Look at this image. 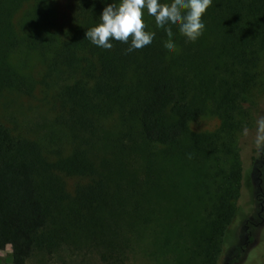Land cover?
<instances>
[{
    "label": "trees",
    "instance_id": "1",
    "mask_svg": "<svg viewBox=\"0 0 264 264\" xmlns=\"http://www.w3.org/2000/svg\"><path fill=\"white\" fill-rule=\"evenodd\" d=\"M112 2L0 0V102L6 96L34 92L38 82L29 58L37 55L51 75L53 102L66 107L70 117L77 111L86 124L110 114L122 124H137L144 142L164 151L166 161L194 167L192 200L185 208L193 219L179 244L182 252L171 263L219 264L244 199L250 192L264 196V152L255 145L256 121L264 117V90L253 98L250 122L240 128L234 150L220 136L213 143L192 134L190 125L215 110L223 114L221 132L234 129V112L254 87L264 55V0H212L195 42H187L175 28L169 40L145 14V30L155 36L150 45L132 52L119 41L103 49L85 39L86 30L100 22L103 8ZM169 42L174 44L171 52L165 48ZM224 70H231L235 78L222 88ZM72 154L61 161L52 159L0 117V251L10 246L12 264H27L36 252H51L63 244L69 249L91 248L102 264H121L123 251L155 236L158 224L149 215L156 213L139 201L130 205L124 200L117 208L106 202L99 182L71 188L73 178L84 180L92 172L78 164V152ZM157 166L161 179L165 166ZM253 173L258 187L250 181ZM173 226L178 227L172 216L166 217L159 229L165 228L166 237ZM251 228L261 235V225ZM164 238L161 247L168 245ZM262 242L252 264L264 259ZM258 246L243 261L239 259L244 246H234L226 264H248Z\"/></svg>",
    "mask_w": 264,
    "mask_h": 264
},
{
    "label": "rangeland",
    "instance_id": "2",
    "mask_svg": "<svg viewBox=\"0 0 264 264\" xmlns=\"http://www.w3.org/2000/svg\"><path fill=\"white\" fill-rule=\"evenodd\" d=\"M32 57V60L29 58L30 72L37 79L38 86L29 96L14 94L6 96L0 102V117L8 125L14 126L18 134L37 142L51 154L54 160L61 161L73 155L72 153L78 152L81 156V158L78 156L81 160L78 164L84 166L86 172L90 169L92 172L87 173V178L84 180H81L79 176L73 178L71 188H78L81 184L91 186L99 182L105 192L103 197L106 198L107 203L113 202L111 205L120 208L124 200L130 205L139 201L141 206H145L149 212L156 213V217L149 215L154 217V223L158 224L154 231L155 236L149 237L148 240L146 238L139 240L128 252L123 251L121 264H172L173 259L182 252L183 248L182 246L180 248L179 244L184 241L182 239L184 233L189 232L188 221L193 219L192 214L185 208L192 200L189 186L192 183L195 185L191 182L194 167L178 165L170 159L166 161L168 158L165 157V152L157 146L151 147L146 144L141 138L138 125L131 121L122 124L120 120L109 118L110 114H108L101 119L91 118L84 124V121L78 118L77 111L73 117H70L66 107L59 108L61 105L57 106L59 103L53 102L51 98L54 87L46 66L40 63L37 55ZM234 78L231 70L222 71L220 78L222 88ZM263 90L264 55L258 66L254 87L243 95L239 107L234 112L236 120L233 123L234 129L221 132L219 116L223 114L222 112L217 114L214 110V113L199 115L190 125L191 133L206 137L213 143H216L220 136V139H224V142L231 145L234 150L240 128L246 127L250 122L253 98ZM236 122L237 129H235ZM162 155L165 158L163 162ZM157 164H160L162 168L165 166L163 170L165 174L161 179H158ZM202 170L203 173L207 171L205 165ZM203 179L205 180L204 177ZM250 181L258 187L256 174L253 173ZM239 208L227 235L225 249L228 255L226 256V253L219 264H226L227 257L231 256L230 252L234 246L236 247L234 250L244 246L239 259L243 261L246 253L259 245L251 252L248 264L254 263L261 254L262 239H264L263 193L260 196V192H250ZM171 216L178 227L173 226L170 236L171 228L167 229L168 234L165 237V228L159 229V226L163 221L165 222L166 217ZM252 224L263 227L261 235L252 230ZM118 233L120 231L117 235ZM83 235L85 236V233ZM124 235L122 232L118 241L122 242ZM163 238L164 243L168 240V245L161 247ZM52 250L36 252L27 264L103 263L91 248L69 249L63 244ZM0 264H12L9 245L0 251ZM260 264H264V259Z\"/></svg>",
    "mask_w": 264,
    "mask_h": 264
},
{
    "label": "clouds",
    "instance_id": "3",
    "mask_svg": "<svg viewBox=\"0 0 264 264\" xmlns=\"http://www.w3.org/2000/svg\"><path fill=\"white\" fill-rule=\"evenodd\" d=\"M211 4L212 0H171V3L113 0L103 8L100 22L86 30L85 39L103 49H111L113 40L127 44V52L143 49L152 43L155 36V33L145 30L143 16L147 14L158 28L164 29L169 40L175 28L187 42H195L205 28L202 15ZM165 48L171 52L174 44L169 42ZM244 133L247 134V129ZM255 145L258 151L264 152V117L256 121Z\"/></svg>",
    "mask_w": 264,
    "mask_h": 264
},
{
    "label": "flooded vegetation",
    "instance_id": "4",
    "mask_svg": "<svg viewBox=\"0 0 264 264\" xmlns=\"http://www.w3.org/2000/svg\"><path fill=\"white\" fill-rule=\"evenodd\" d=\"M261 200V199H260ZM247 242V241H246ZM246 242H245V244H246Z\"/></svg>",
    "mask_w": 264,
    "mask_h": 264
}]
</instances>
